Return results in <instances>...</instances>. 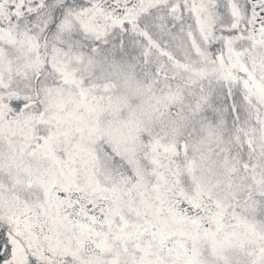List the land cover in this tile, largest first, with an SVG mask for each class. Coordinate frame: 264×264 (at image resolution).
<instances>
[{
  "label": "snow or ice",
  "instance_id": "6c2138e0",
  "mask_svg": "<svg viewBox=\"0 0 264 264\" xmlns=\"http://www.w3.org/2000/svg\"><path fill=\"white\" fill-rule=\"evenodd\" d=\"M0 264H264V0H0Z\"/></svg>",
  "mask_w": 264,
  "mask_h": 264
}]
</instances>
